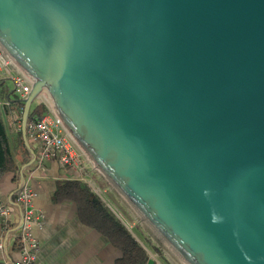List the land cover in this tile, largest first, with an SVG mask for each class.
<instances>
[{"label":"water","instance_id":"water-1","mask_svg":"<svg viewBox=\"0 0 264 264\" xmlns=\"http://www.w3.org/2000/svg\"><path fill=\"white\" fill-rule=\"evenodd\" d=\"M0 51L176 264H264V0H0Z\"/></svg>","mask_w":264,"mask_h":264},{"label":"crops","instance_id":"crops-1","mask_svg":"<svg viewBox=\"0 0 264 264\" xmlns=\"http://www.w3.org/2000/svg\"><path fill=\"white\" fill-rule=\"evenodd\" d=\"M7 81H10L9 78L0 70V88H6ZM8 99V95H1L0 115L18 171L16 180L13 173H6L0 179V197L5 199L15 197L20 184V169L30 159L29 154H25L17 142L14 111H10V108L5 111ZM35 103H40V100ZM29 144L37 159L38 144ZM23 177L36 193L34 206L43 215L42 228L39 231V253L35 264H115L121 256L120 251L105 236L80 220L77 205L71 200L53 201L57 182L79 180L74 169L62 166L56 160L45 161L40 166L34 162L23 171ZM136 241L140 244L137 239ZM147 256V264H158L148 253Z\"/></svg>","mask_w":264,"mask_h":264},{"label":"built area","instance_id":"built-area-1","mask_svg":"<svg viewBox=\"0 0 264 264\" xmlns=\"http://www.w3.org/2000/svg\"><path fill=\"white\" fill-rule=\"evenodd\" d=\"M0 70L13 84L16 99H25L31 88L1 51ZM5 105L8 107V102ZM45 108L43 116L28 119L26 124L28 141L39 146L35 162L40 166L45 161L56 160L62 166L74 169L79 180L89 184L90 181L86 179L89 163L84 161L82 154L71 142L70 135ZM14 113L20 130L22 108ZM35 197L36 193L25 180L14 198L0 197V264H35L43 219L42 213L34 206Z\"/></svg>","mask_w":264,"mask_h":264},{"label":"trees","instance_id":"trees-1","mask_svg":"<svg viewBox=\"0 0 264 264\" xmlns=\"http://www.w3.org/2000/svg\"><path fill=\"white\" fill-rule=\"evenodd\" d=\"M17 100L16 98L13 101L8 99L9 106L5 107V111L7 112L8 108H10V111H18L23 108L22 102ZM45 112L46 108L42 103H35L30 109L28 119L41 117ZM17 142L23 148L25 154L28 155L20 130L17 132ZM17 171V164L10 150L0 115V179L6 173H13L15 175L14 180H16ZM63 200L73 201L77 205L80 220L105 236L120 251L121 256L115 264H147L148 256L146 251L136 241L126 226L94 195L86 183L80 180L57 182L53 193V201L61 202Z\"/></svg>","mask_w":264,"mask_h":264},{"label":"rangeland","instance_id":"rangeland-1","mask_svg":"<svg viewBox=\"0 0 264 264\" xmlns=\"http://www.w3.org/2000/svg\"><path fill=\"white\" fill-rule=\"evenodd\" d=\"M8 95L10 100L16 98L13 84L6 82V88H0L1 95ZM44 105L43 102H40ZM45 106V105H44ZM16 131L18 132V122L15 120ZM11 138V137H10ZM73 145L82 154L85 162L89 163V171L86 179L90 181L88 186L110 211L124 224L129 232L140 242L141 246L158 264H176L174 260L166 253L159 243L145 229L141 222L136 218L128 206L123 202L119 195L114 191L110 184L105 180L97 168L92 164L88 157L83 153L79 146L70 137ZM12 144V143H11Z\"/></svg>","mask_w":264,"mask_h":264}]
</instances>
